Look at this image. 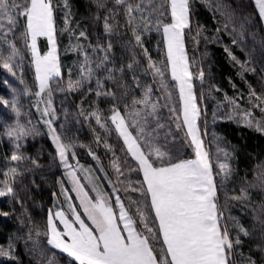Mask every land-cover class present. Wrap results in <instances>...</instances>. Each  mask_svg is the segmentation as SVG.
<instances>
[{
	"label": "snow or ice",
	"instance_id": "1",
	"mask_svg": "<svg viewBox=\"0 0 264 264\" xmlns=\"http://www.w3.org/2000/svg\"><path fill=\"white\" fill-rule=\"evenodd\" d=\"M258 14L264 20V0H254ZM123 9L126 17L125 27L131 33L125 47L131 49L140 48L147 58V65L141 69L145 76H151L153 81L159 78L161 88L167 92V98L171 99L172 93L167 91L166 73H170L175 88L178 89V105L170 106L169 112L176 121V128L187 127V137H190L189 145L193 148L194 158L177 159L171 154L166 144H162L157 135L146 131V128L154 120L157 128H163L160 124L159 112L161 110L159 100H153L154 87L148 85L139 98L132 97L131 104L128 103L129 93L124 92L118 96L116 92L104 88L106 81L115 80V71L107 67L110 61L112 43L109 40L105 45L97 44L92 47L93 53L103 52L102 57L93 61L88 51L82 44H70L73 51L83 55V62L79 65V78L69 79L67 91L83 89L86 84L91 83L95 77L97 98H110L111 107L106 110H97L90 115L96 120L97 125L104 129L105 133L110 132L109 122L114 125L118 139H122L124 157L115 155V149L106 141H103L107 151L112 152L113 158L110 166L120 176L125 175L124 168L128 171L142 173L143 179L139 181V188L132 189L139 191L143 200L130 201L129 208H126L119 195L115 196V205L119 213L114 210L110 197L98 188L93 187L86 191L85 186L80 183L76 170L68 163L69 157L75 158L73 150L77 145L71 142H63L56 129L53 127L55 119L54 110H51V101L48 107L43 110V116H51L44 123L48 125L49 134L55 145L58 157L68 169L67 175L73 184L72 191H75L80 200L79 206L69 205L74 219L69 220L64 211H56L54 214L49 210L47 218V243L56 249L66 253L70 259L69 264H236L235 249L241 244L240 233L249 236V232L239 221H235L230 227L224 218L221 206L218 205V185L215 182L212 163L209 153L203 147V141L199 135L197 121L200 116V109L197 106V98L194 92L193 72L190 70L188 58L185 53L184 33L187 29L191 31V10L190 0H139L133 3L132 0H114V8L108 9L104 0H97V7L108 11L109 15L103 18V30L108 36L120 34L121 27L116 21V11ZM68 7L65 0L64 8ZM57 5L54 0H0V66L9 73L16 75L14 68L19 67L24 57L22 48L31 54V64L35 69V79L38 82L39 91L36 96H41L45 90L51 95V82L61 77V64L58 55L57 28L55 12ZM139 14V19L137 18ZM164 17L169 20L165 23L160 19ZM99 19V17H97ZM155 21V24H153ZM69 14H65V28L60 30L70 33V39L86 38L85 31H79L78 36L74 30L69 28ZM155 29L162 32L163 43L166 47L164 60L153 61L148 55V49L144 48L146 33ZM227 28V25H225ZM199 34V33H198ZM127 35V33H124ZM46 38L47 51L41 54L38 48V39ZM237 41L233 39V44ZM19 45V46H18ZM232 61L240 64L243 71H254L246 69L245 65L237 60L228 48H225ZM133 55L135 53L133 52ZM139 66V61L133 60L127 64V69L132 70ZM124 72V68L118 69ZM105 71L107 76L101 78L98 73ZM71 76V71H69ZM204 71L201 69L196 76L203 82ZM136 88H140L138 78L134 75ZM23 83V81H21ZM59 87V85H56ZM122 88L126 86H121ZM87 92H93L91 86ZM250 99L264 101L258 96L254 89L249 90ZM0 104L10 105L19 115L20 109L16 98L11 100L0 99ZM140 105L141 108L136 106ZM166 107L168 105H165ZM264 111L261 103L254 105ZM110 112V116L103 113ZM83 115V112H81ZM251 116V113H247ZM182 117V119H181ZM251 127L252 121H246ZM264 122H256V130L264 132ZM63 127V126H61ZM30 134V129L24 125L17 124L10 129L7 135L19 141L22 137ZM167 140V137H165ZM97 136L96 143H101ZM16 149L21 145L16 143ZM79 147H85L79 145ZM93 159L99 161V157L89 149ZM131 157L136 163V168L128 167V159ZM28 157L13 151L10 160L22 162ZM35 163V161H33ZM223 173V179L219 185L223 188L224 181L231 174L227 164H219ZM81 171H85L83 168ZM103 171V168L100 169ZM27 171V170H25ZM24 175L17 167H11L7 171L0 172L3 177L0 180V197H16L14 185ZM107 178V173H105ZM257 183L247 182L248 188L259 186L264 190V170L256 177ZM109 183L112 181L109 179ZM115 187V185H113ZM62 194H67L68 189L63 187ZM241 195L233 196L231 199L242 200L247 198V189L241 188ZM94 192L95 195H90ZM71 199V197H67ZM134 206V214H130ZM77 207L83 209V216L91 222V226L82 218ZM260 214L264 216V206H261ZM7 216L8 213H2ZM134 215L136 219H134ZM54 216L63 225V230L58 229ZM259 219V218H258ZM264 229V220H259ZM142 224L143 228H139ZM152 226H149V225ZM235 237L230 233L237 231ZM39 235V233H37ZM153 241L161 245L160 249L153 247ZM0 248V256H10ZM249 264H255L249 258Z\"/></svg>",
	"mask_w": 264,
	"mask_h": 264
},
{
	"label": "trees",
	"instance_id": "2",
	"mask_svg": "<svg viewBox=\"0 0 264 264\" xmlns=\"http://www.w3.org/2000/svg\"><path fill=\"white\" fill-rule=\"evenodd\" d=\"M67 4L70 16L69 28L77 32L85 31L86 38L70 39L68 31H64L63 35L60 34V30L65 28V13L58 6L55 21L62 67L61 77L57 78L61 80L59 87L56 86L57 84L52 86L53 103L59 115L56 125L65 140L76 142L75 152L80 159L94 165L95 160L89 154L91 149L99 157L111 181L115 179L119 184V181L124 180V184H128V189L133 191L134 187H140L138 182L143 179L142 173L129 172L126 167L125 175L117 180L118 174L110 166L113 154L105 149L103 141L115 149L116 156L122 158L124 157V152L121 151L123 141L118 139L114 125L110 123L109 133L95 131L93 125L95 118L90 115L97 108L101 110L110 108L114 101L103 96L100 98L95 96V77L90 85L86 84L83 89L61 90L66 89L63 84L74 61L83 58L80 52L71 50L69 46L82 44L88 53L93 55L92 47L98 43L105 45L104 41L111 40L113 45L110 53L111 62L107 67L115 71V80L106 81L104 88L116 92L118 96H123L127 91L129 104L132 97L139 98L143 90L153 84V79L150 75L141 79L124 65L118 49V46L126 41L120 39L122 28L118 29L120 34L112 37L104 33L103 18L109 13L97 7V0H67ZM106 7L113 9L114 4ZM116 7L118 8L117 16V12L122 8ZM190 10L191 31L185 30V45L193 72L194 91L199 104L204 109L205 119L203 120L209 124L205 125V132L207 135L215 133L219 136L231 157V174L224 181L223 188L219 187L222 179L215 180L218 185V205L221 206L224 218L230 227L234 220L239 221L249 232V236L239 234L241 244L235 249L236 264H249V258L255 261V264H264V229L259 222L264 220V216L260 214L261 206H264V190L259 186L248 188L247 183H257V175L264 170V132L257 131L256 126L249 127L238 117L230 115V110L237 108L264 118V111L254 106L257 103L264 106V101L249 97L251 87L258 96L264 98V23L258 14L254 0H190ZM119 19L115 22L123 21L122 17ZM74 35L77 36L75 32ZM233 39L237 41L236 44H233ZM40 45L42 49L46 47L44 38L40 39ZM225 48H228L246 69H254V71L242 72L240 64L232 61ZM96 55L102 57L104 53L99 52ZM122 67L125 69L124 72L118 70ZM201 69L205 74L203 82L196 78ZM2 73L3 67L0 66V99H4L5 93ZM98 75L103 78L108 73L101 71ZM134 75L139 80V89L136 88ZM122 85L126 87L122 88ZM89 86L93 89L91 93L87 92ZM174 105H178L175 97L173 100L163 97L160 101L162 108L159 117L160 124L164 127L157 128L153 120L146 131L152 132L156 129L154 134L162 144H166L171 154L177 159L193 158V154L188 152L189 149L187 150L186 143L175 142L172 136V133L177 135L175 132L181 131V128H176V121L169 112V107ZM103 114L111 115L107 111ZM15 120L11 111L4 104H0V143L4 147L7 158H10L13 151L19 154V150L13 145V139L7 135L10 129L9 124H14ZM97 136L102 141L99 145L96 143ZM19 144L20 151L29 159L19 162V171H23L24 175L14 185L16 197L10 196L6 203L0 202V211L15 210L24 226L16 235L0 234V243L8 244L12 239L14 245L13 257L3 260L2 264H69L71 258L51 248L47 244L45 235L48 212L58 194L59 180L63 176L55 146L44 134L37 137H25ZM79 145L85 147H79ZM127 159L128 167L135 169V161L131 157ZM241 188L247 189V198L231 199L233 196L241 195ZM120 191L122 199L128 203L126 192L121 189ZM135 195L138 197V194ZM0 223L5 224L8 230L13 228L9 222L2 223L0 219ZM237 234L238 230L231 232L230 236L235 237ZM153 247H155L154 243Z\"/></svg>",
	"mask_w": 264,
	"mask_h": 264
},
{
	"label": "rangeland",
	"instance_id": "3",
	"mask_svg": "<svg viewBox=\"0 0 264 264\" xmlns=\"http://www.w3.org/2000/svg\"><path fill=\"white\" fill-rule=\"evenodd\" d=\"M104 2L106 4V6H109V4H112V5L114 4V0H104ZM132 2L138 3L139 0H136V2H135V0H132ZM144 2H145V5H147V0H144ZM54 3L57 5V7L60 6L62 8V11L64 10L63 12L65 14L66 13L69 14L68 9L64 8L65 0H54ZM117 14L118 15L116 16V20L121 18V17L123 20V21H120L118 23L121 26L120 28H122V38H120V39L126 40L125 43L118 46L119 47L118 49L121 53L122 61H123L125 66H127V64H129V63H132L133 60L139 61V66H136L134 64V67L131 70V72H133V74H136L141 79H143L145 77V75L142 73L141 69L147 65V63H148L147 58L145 57L143 51L140 48H136L133 50L129 47H125V44L128 40L127 38L130 39L131 33L128 29L123 27L125 25V20H126V17L124 15L122 16L123 9L121 11L117 12ZM137 18L139 19V14H137ZM160 19L164 20L165 23L169 22V20L165 19L164 17H160ZM69 20H70V16H69ZM153 24H155V21H153ZM74 32L78 36L79 32H77V31H74ZM124 33H127V35H124ZM125 37H127V38L125 39ZM42 38L43 37L38 39V48L41 51V54H43V52L47 51V47H48L47 40H46V38H44L46 40V47L42 49V46L40 45V39H42ZM107 42L108 41H104L105 46H106ZM57 43H58V36H57ZM184 45H185V35H184ZM143 47L148 49V55H150L152 57L153 61L164 60V58L166 56V47L163 43L162 32H157L153 28L152 31L146 33ZM133 52L135 53V55H133ZM185 53H186V56L188 58V62L190 65L189 57H188V54L186 51V45H185ZM96 54L93 53V55H91L89 53V56L93 61L97 59ZM22 55L24 57L23 61L20 63L19 67H16L13 69V71L16 73V75L9 73L6 69L3 68V73L1 76L2 82H3L2 84L4 85V88H5V93L3 94V98L7 99V100H11L13 98H16V100L18 102V107L20 109V113H19V115H17V113L11 108L10 105H5L16 118L14 124H11V125L9 124L10 129L15 128L17 126V124L24 125L28 129H30V134L25 136V137H37L39 135L44 134L52 141L51 136L49 134L48 125H46L44 123V121L46 119H51L52 117L42 115L44 108L49 106L48 101L50 100L51 101L50 108H51V110H54V113H55V119L53 120V127L56 129L57 134L60 135L61 140L63 142H65V143L71 142V143L77 145L75 141L65 140L61 136L60 131L58 129V126L56 125L58 122V119H59V115L56 112V107L53 103V96H54L53 90H51V95H49L48 90H45L43 93H41V96H39V97L35 95V93L37 91H39V87H38V82L35 79L34 66L31 64V54L28 50L22 48ZM58 55H59V60H60L59 44H58ZM82 62H83V58H82V60L74 61L73 67H71L69 69V71H71V76L68 74V77L66 78V80L63 84L66 89H67V84H68L69 79L76 80L79 78V65ZM190 70H191V65H190ZM21 81H23V83ZM158 81H159V78H157L156 81H153L152 85L154 87V94H153L152 98H153V100L158 99L159 104H160V101H162L163 97L167 98V92L161 88V85ZM59 82H61V80L57 79L56 81L51 82V86H54L53 84H59ZM166 83L168 85L167 91H170L172 93L171 99L173 100L175 97L178 100V95H177L178 89L175 88V84L171 80L170 73H166ZM193 85H194V82H193ZM195 95H196V93H195ZM197 106L200 109V116H199V119L197 121V124L199 127V135H200L201 140L203 141L204 149L206 151H208V153H209V159L212 163V171H213L214 179L216 181H218V180L223 179V173L219 169V164H221V163L227 164L229 169L231 170V163H230L231 157L229 156L230 154H229V151H228L226 145L222 142V140L220 139L219 136H217L215 133H210L207 135V132H205V125H207L208 123L206 124L205 121L203 120V118L205 119V117L203 116L204 109H203V106H201L199 104L198 99H197ZM249 112L248 111L245 112L244 110L242 111V110H238L237 108H234V109L230 110V115L234 116V117H238L242 122H245L246 124H247V122H246L247 120H251L252 125H254V126L256 125V122H258V121L264 122V118L263 119L259 118V116L256 117L251 112H250L251 116H247L246 114ZM181 119H182V117H181ZM94 122L95 123H93V125H94L95 131H98L100 133L101 132L105 133L104 129L100 128V126L97 125L95 119H94ZM262 126H264V123H262ZM180 130L181 131H179V132H175L177 135H174V133H172V136L174 137L175 142L184 141V143H186L187 150L189 149L188 152L190 154H193V156H194L193 148L189 145L190 137H187V135H186L187 127L182 126ZM25 137H22L19 141H15L14 138H12L13 143H14L13 145L15 146L16 143L23 141L25 139ZM52 143H53V141H52ZM53 145H54V143H53ZM0 150H1V152H0V172L7 171L11 167H17V164L19 162H14V161H11L10 158H7V156L5 155V151H4V147H3L2 143H0ZM18 150H19V154L23 155V153L20 151V148ZM73 150L75 151V148ZM181 154H182V152H181ZM95 155L97 156V154H95ZM92 158H93V156H92ZM57 159H58V163L62 169L63 176L59 180L58 194L56 195L54 203L50 207L49 210H52L53 214L56 211H64L67 218L69 220H72L74 218L71 214L69 205L79 206L80 200H79V198H77L76 192L72 191L73 184L67 175V172L69 170L65 169V167L63 166V164L61 163V161L58 157V154H57ZM94 162H95L94 165L86 163L83 159H80V157L78 156L77 153H76L75 158L69 157V160H68V163L71 164L73 166V168L76 170L77 176L80 179V183L85 186L86 191L92 189L93 187H96L100 191L104 192L105 195L110 197V202L112 203V206H113L114 210L117 212V214L119 213V208L114 203L116 195L120 196L121 201L124 203L126 208H129L130 201H135V200H141L142 201L143 200L141 193L139 191H130V189H128V184L127 185L124 184V180L119 181V184L117 183V181L115 179L112 180V183H109L110 178L108 177V175H107V178H105L106 172H105L101 162L97 161V160H95ZM81 168H83L85 171H81L80 170ZM101 168H103V171L100 170ZM2 179H3V177L0 176V180H2ZM61 181L63 182V187L65 189H68V192L66 195L62 194ZM134 182L136 184V181H134ZM113 185H115V187H113ZM134 188H136V187H134ZM120 189L124 190L126 192L128 203L124 199H122ZM135 194H138V197ZM90 195L94 196L95 193L90 192ZM139 195H140V197H139ZM67 197H71V199L69 200V199H67ZM8 198H10V196L0 197V202L6 203V200H8ZM76 210L82 214V218H84L85 222L91 226V222L87 220L86 216H83V209L80 207H77ZM14 211L15 210L10 211V212L6 211V213H8L7 216L2 215V213H5V212L0 211L1 222L2 223L3 222H9L11 224V226H13L12 229L8 230L5 227V224L0 223V234L4 233L3 235L8 234L9 236H12V235H16L18 232H20L23 229L24 223L21 222L20 216L17 214L16 211L15 212ZM134 212H135V208L133 206L130 210V214H134ZM48 215H49V212H48ZM134 219H136L135 215H134ZM54 221L57 224L58 229L63 230V225L59 222V219L56 218L55 216H54ZM149 226H152V225L150 224ZM139 228L142 229L143 225L140 224ZM47 231L48 230L46 227V233H45L46 238H47ZM11 238L12 237H10V239ZM153 243H154L156 249H160L161 245L159 243H157L155 241H153ZM9 245H11L10 256H0V264H2L3 260L10 259L14 255V251H13L14 245L12 244V239L10 242H8V244L4 243V242L0 243V248H3L6 252L9 251ZM49 246L51 248L57 250V251L62 252L61 250L56 249L51 245H49ZM64 254H66V253H64Z\"/></svg>",
	"mask_w": 264,
	"mask_h": 264
},
{
	"label": "crops",
	"instance_id": "4",
	"mask_svg": "<svg viewBox=\"0 0 264 264\" xmlns=\"http://www.w3.org/2000/svg\"><path fill=\"white\" fill-rule=\"evenodd\" d=\"M258 10V9H257ZM263 23H264V20H263Z\"/></svg>",
	"mask_w": 264,
	"mask_h": 264
}]
</instances>
